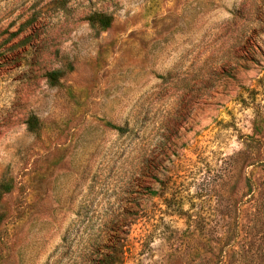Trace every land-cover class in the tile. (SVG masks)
I'll use <instances>...</instances> for the list:
<instances>
[{
	"label": "rangeland",
	"instance_id": "1",
	"mask_svg": "<svg viewBox=\"0 0 264 264\" xmlns=\"http://www.w3.org/2000/svg\"><path fill=\"white\" fill-rule=\"evenodd\" d=\"M1 183L0 264H264V0H0Z\"/></svg>",
	"mask_w": 264,
	"mask_h": 264
},
{
	"label": "trees",
	"instance_id": "2",
	"mask_svg": "<svg viewBox=\"0 0 264 264\" xmlns=\"http://www.w3.org/2000/svg\"><path fill=\"white\" fill-rule=\"evenodd\" d=\"M90 23L92 26L97 25L101 30L107 29L110 26L111 23V18L105 14H95L93 16L90 17ZM48 79L50 84H55L56 82V73H51L48 75ZM35 128V119H30L28 121V130L29 131H34ZM250 141L253 140V138H249ZM254 165L253 163L248 164V166H252ZM5 185L3 183L0 184V193L2 192V190L4 189ZM203 231H205V228L202 224H197V226H192L191 223H187V228L185 230V236L188 239V241L192 242V244H197L198 243V235L197 234H203ZM188 242H185V245ZM183 242L182 239L180 240V242L178 243V245H173L170 248V251H172L169 255L165 256V261L166 264H179V262L183 261V258L185 257L183 255V251H185V249L182 250L183 248ZM225 243L222 245L221 250L219 251V255L216 256V258L219 259L218 264L221 263V260L223 259V254L224 252H222V249H224L225 247ZM180 246V247H179ZM203 244H201L200 246H198L199 248L202 247ZM198 247H192V249H194V251H198L199 248ZM203 249V248H201ZM212 250H214V248H212ZM119 253V250L116 251V254L114 255V257H112L111 255H107L105 256V259L108 260L107 264H120L122 261L120 258L116 257L118 256L117 254ZM185 253V252H184ZM208 264H214V262L208 263Z\"/></svg>",
	"mask_w": 264,
	"mask_h": 264
}]
</instances>
